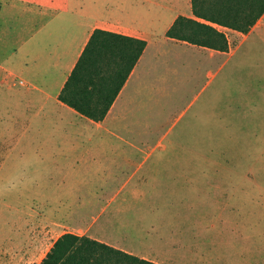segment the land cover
<instances>
[{
  "label": "rangeland",
  "instance_id": "1",
  "mask_svg": "<svg viewBox=\"0 0 264 264\" xmlns=\"http://www.w3.org/2000/svg\"><path fill=\"white\" fill-rule=\"evenodd\" d=\"M31 7L0 0L7 82ZM224 31L231 55L220 60L186 64L170 41L152 49L146 84L95 148L39 155L32 142L50 137L34 130L14 145L21 106L0 84V264H38L64 232L101 238L111 218L112 245L157 264H264V15L247 34ZM126 182L144 191L100 194ZM65 187L79 195L36 192Z\"/></svg>",
  "mask_w": 264,
  "mask_h": 264
},
{
  "label": "crops",
  "instance_id": "2",
  "mask_svg": "<svg viewBox=\"0 0 264 264\" xmlns=\"http://www.w3.org/2000/svg\"><path fill=\"white\" fill-rule=\"evenodd\" d=\"M15 1L32 7L30 14L18 22L22 36L17 38L16 43V79L14 82L12 79L7 82L5 78H0V84H5L8 90L15 87L19 99L18 106H21L17 116H23L24 123L20 132L21 138L15 140L14 145L24 142L31 130L50 137L31 141L41 149L39 155L56 157L66 154L65 148H95L102 144L100 133L111 134L115 130L114 126L120 123L124 109L123 97L135 91L136 87L146 84L145 71L150 62L151 50L156 49L161 42L170 41L174 44L173 48L179 53L176 58L180 59V55L184 54L186 58L181 60L186 64H191L190 59L197 60L200 65V62L217 58L220 60L222 56L231 55L230 44L228 51L222 52L166 36L167 30L179 16L194 17L191 0H32L31 3L27 0ZM215 27L224 33V29H227L217 25ZM96 30L146 41L142 54L117 97L105 117L98 121L80 114L59 99L68 76ZM159 56V52L155 53L154 59H159ZM1 67L2 65L0 69ZM62 124L69 125L65 130L70 136L65 132V138H59L58 125ZM49 130L52 131L49 133ZM71 130L73 131L70 132ZM97 133L100 138H96ZM47 148L52 150L48 151ZM127 191L144 190L136 184L130 185L126 182L113 191L100 194L120 195ZM36 192L43 195H79L78 190L66 187L57 191ZM109 220L108 218L107 221ZM114 225L116 224L111 218L110 223L100 229L104 235L92 239L130 253L129 250L112 245L115 241L109 239L106 230H111ZM88 230L74 234L93 236L91 233L89 235ZM115 231H119V226H116ZM139 258L150 260L145 256ZM218 259L219 257H216V260Z\"/></svg>",
  "mask_w": 264,
  "mask_h": 264
},
{
  "label": "trees",
  "instance_id": "3",
  "mask_svg": "<svg viewBox=\"0 0 264 264\" xmlns=\"http://www.w3.org/2000/svg\"><path fill=\"white\" fill-rule=\"evenodd\" d=\"M193 18L179 16L166 36L228 51L217 26L247 34L264 15V0H191ZM146 41L96 30L91 35L59 99L80 114L102 120L142 54ZM38 264H157L92 239L60 235Z\"/></svg>",
  "mask_w": 264,
  "mask_h": 264
}]
</instances>
